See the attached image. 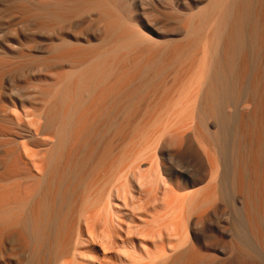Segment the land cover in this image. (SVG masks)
Listing matches in <instances>:
<instances>
[{"label":"bare ground","instance_id":"1","mask_svg":"<svg viewBox=\"0 0 264 264\" xmlns=\"http://www.w3.org/2000/svg\"><path fill=\"white\" fill-rule=\"evenodd\" d=\"M3 1L0 264H264V0Z\"/></svg>","mask_w":264,"mask_h":264},{"label":"rangeland","instance_id":"2","mask_svg":"<svg viewBox=\"0 0 264 264\" xmlns=\"http://www.w3.org/2000/svg\"><path fill=\"white\" fill-rule=\"evenodd\" d=\"M3 1V0H2ZM5 1V0H4ZM3 1V2H4ZM2 2V3H3ZM6 3V2H5ZM5 3L2 5V6H0L1 8L0 9H2L3 8V11L5 10V8H6V6H4L5 5ZM5 7V8H4ZM6 11V10H5ZM2 11L0 10V15H4V14H6L7 13V11L6 12H4V13H2ZM9 13V12H8ZM13 15H15L16 16V14H10L9 13V16L7 15V16H2L3 18H1V16H0V18L1 19H3V22L2 23H4V24H6V25H4V24H0V29H1V27H2V32H0V34H2V35H4V33H5V26H7L6 27V29H7V32L5 33L6 34V36H4L5 38H7V39H10L11 37L10 36H8L9 35V32L11 31V33H12V30H15V29H18L20 26H18L19 24L21 25V23L19 22V20L20 19H17L18 17H19V15L18 16H14L13 18H11ZM161 15L162 14H158V15H156V16H158L156 19L158 20H161V21H167V19H168V21L167 22H169V23H171V21H173L172 22V24L174 23L175 24V21L173 20V19H171V18H167L166 17V19H165V16H163L162 15V17H161ZM11 16V17H10ZM160 16V17H159ZM7 17H9L10 19H13V20H9V18H8V21H11V22H9V24L10 23H12V22H14L13 24H10V27H8L9 25H8V21H6V22H4L5 21V19L7 18ZM20 18V17H19ZM162 18H164V19H162ZM0 19V20H1ZM16 19V20H15ZM171 19V20H170ZM170 20V21H169ZM16 21V22H15ZM20 21H22V20H20ZM0 22V23H1ZM17 23H19L18 25H17ZM15 24V25H14ZM14 25V26H13ZM16 26L18 27V28H16ZM12 27H13V29H12ZM14 27H15V29H14ZM9 28L10 29H12V30H10L9 31ZM21 28H22V26H21ZM21 28H19L18 30H17V32H19L20 30H21ZM1 31V30H0ZM12 37H14L13 35L14 34H10ZM24 66V69H23V67L22 68H19V69H17V71H11L12 73H14V74H12V73H7V78H10L8 75L9 74H12L11 75V78H13V80L15 81V82H13V80H12V82L13 83H16L15 85H16V88H15V85H13V83H12V85L14 86V89L16 90L17 88L18 89H23L24 87H25V89H23V90H25L26 91V85L25 84H29V82H30V79H31V81L33 82L34 81V79H35V77L38 75V74H40V71L42 70H38L37 68V66L35 67V65L34 64H30V63H28V64H25V65H23ZM20 69H23V70H20ZM19 70V71H18ZM38 70V71H37ZM38 72V73H37ZM45 72V71H44ZM43 71H42V73L41 74H45ZM16 75V77H14V76ZM15 78V79H14ZM19 78V79H18ZM27 78V79H26ZM170 78V77H169ZM24 79H26L27 81H28V79H29V81L27 82V81H25ZM167 80H169L168 82H171V78L170 79H167ZM27 84V86H29ZM17 86H24L23 88H20V87H17ZM20 90H17V91H20ZM23 90H21V91H23ZM22 93V92H21ZM157 108H158V105L157 104H155V109L154 110H157ZM152 111V110H151ZM151 113V115L153 114L152 112H149V114ZM149 114H147V115H145V116H138V118H145V117H148L149 116ZM150 115V116H151ZM153 115H155V114H153ZM152 115V116H153ZM149 116V117H150ZM124 147V145H121V144H119L118 146H117V149H116V151L118 152L119 150H121L122 148ZM181 148V147H180ZM178 149L177 151L178 152H175V148L174 147H172V149H171V151L173 152H175V154H174V157L172 158V160H173V163H174V165L176 166V167H180V164L182 165L181 166V168L182 169H184L185 167H186V165H187V162H188V165H187V167L185 168V170H190V171H193L194 172V174H200L201 172H202V168H200L201 166H200V163H199V161H198V159H197V157L195 156V152H194V147L192 148H190L188 145H183V147H182V151H181V149ZM174 149V150H173ZM185 150V151H184ZM182 152V154H179V153H181ZM187 152V153H186ZM191 152V153H190ZM189 154V155H188ZM193 154V155H192ZM178 155H180L179 157H178ZM189 156V158H187ZM195 157H196V159H195ZM179 158H181V160H179ZM191 158H193V160L191 159ZM178 159V160H177ZM188 159H190L189 161H188ZM176 160H177V162H179V163H177L176 164ZM192 160V161H191ZM197 160V161H196ZM183 161V162H182ZM195 161V162H194ZM196 162H198V163H196ZM179 164V165H178ZM190 165H192V166H190ZM195 165V166H194ZM190 166V167H189ZM196 167V168H195ZM197 170V171H196ZM108 171V173H106ZM105 173H106V175L103 177V178H101V179H103V180H100V182H98V184L95 186V188H94V190L97 192L100 188H103V187H105V188H108L109 187V184L107 183V182H109L108 181V178L110 177L109 175H110V171L109 170H107ZM189 171V172H190ZM192 173V172H191ZM131 204V203H130ZM131 208H133L132 206H131ZM230 207L228 206V207H224V211L221 213V212H217V213H214V215H216L217 217H214V215H213V217H212V219H214V220H217V218H219L220 217V214H221V217H220V219L221 218H227L226 216H228L229 217V214H231V210L229 209ZM129 209H130V207H129ZM226 210V211H225ZM230 210V211H229ZM225 212V213H224ZM229 213V214H228ZM224 214V217L222 216ZM216 218V219H215ZM213 220V221H214ZM254 263V261H248V263L246 262V263H242V264H253ZM255 264V263H254Z\"/></svg>","mask_w":264,"mask_h":264}]
</instances>
